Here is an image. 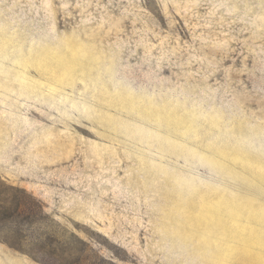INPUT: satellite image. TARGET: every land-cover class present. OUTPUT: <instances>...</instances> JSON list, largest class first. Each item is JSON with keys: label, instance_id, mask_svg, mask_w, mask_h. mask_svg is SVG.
Instances as JSON below:
<instances>
[{"label": "rangeland", "instance_id": "rangeland-1", "mask_svg": "<svg viewBox=\"0 0 264 264\" xmlns=\"http://www.w3.org/2000/svg\"><path fill=\"white\" fill-rule=\"evenodd\" d=\"M0 178V264H264V0H0Z\"/></svg>", "mask_w": 264, "mask_h": 264}, {"label": "bare ground", "instance_id": "bare-ground-1", "mask_svg": "<svg viewBox=\"0 0 264 264\" xmlns=\"http://www.w3.org/2000/svg\"><path fill=\"white\" fill-rule=\"evenodd\" d=\"M244 202V201H243ZM242 202V203H243ZM217 204V205H216ZM216 204L214 203H211L209 206L211 209H205L203 208L202 209V213H200L201 215L198 217L199 219H207L209 218L211 221H218L217 217L219 215V212H216V209L219 211V205L221 204V202H217ZM236 211V212H241L242 214L245 212L244 208L243 207H237L235 209H232V207L229 208V213L232 215L234 214L232 211ZM247 216L248 214H252L250 212H247L245 213ZM258 220L260 222H264V215L262 214H259L258 216ZM264 229V228H263ZM260 230V229H259ZM249 234H252V236L250 237L251 239H253V241L256 243V244H259L258 246V250L257 252L255 253V256L258 257V258H261V259H264V232H253V231H250ZM248 236V235H247ZM246 236V238H244L243 235H241V242H242V247H243V254L244 255H248L250 254L251 252L249 251V246H250V240L248 239V237ZM252 243V242H251ZM253 244V243H252ZM254 245V244H253ZM229 255L231 254H235L231 251L228 252ZM253 254V253H251Z\"/></svg>", "mask_w": 264, "mask_h": 264}, {"label": "trees", "instance_id": "trees-1", "mask_svg": "<svg viewBox=\"0 0 264 264\" xmlns=\"http://www.w3.org/2000/svg\"><path fill=\"white\" fill-rule=\"evenodd\" d=\"M1 180V178H0ZM1 184V183H0ZM2 189L0 188V196L2 194ZM10 211H21L26 214H30V195L27 198H22L21 201L14 203H7L0 199V218L6 217L10 214Z\"/></svg>", "mask_w": 264, "mask_h": 264}]
</instances>
